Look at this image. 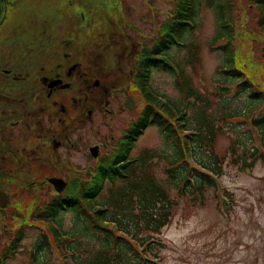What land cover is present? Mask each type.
<instances>
[{"label": "trees", "instance_id": "trees-1", "mask_svg": "<svg viewBox=\"0 0 264 264\" xmlns=\"http://www.w3.org/2000/svg\"><path fill=\"white\" fill-rule=\"evenodd\" d=\"M10 3L0 0V8ZM199 5L200 0H177L173 21L164 25L165 33L152 49L147 48L152 54L146 58L147 71L156 68L172 75L175 68L159 56L163 54L171 60L168 49L174 46L185 49V61L175 60L174 85L182 99L163 100L140 83L145 105L128 129L118 153L109 157L106 167L99 169L87 183L68 186V191L76 196L63 199L62 210L75 216L72 229L66 230L60 220L49 221L34 242L28 262L22 264H51L42 255L52 249L59 253L60 264H160L159 247L163 243L157 234L170 220L178 200L202 202L206 193L213 191L217 208L225 209V202L218 198L217 178L223 172V158L215 151L218 134L231 132L228 136L231 161L244 169L250 170L257 159L264 158V113L249 114L264 104V0H244L243 7L256 31L255 36L246 33V39L252 44L262 43L257 57L254 53H243L237 29L241 19L231 13L232 0H208L218 23L209 46L221 56L215 70L220 76L215 104L193 84L183 68L186 63L193 65L198 60V45L185 38L196 27ZM233 89L234 95H244L246 102L242 109L228 106L230 100L226 96ZM233 122L247 126L240 130L248 138L252 130L261 133L259 153L256 146L247 148L241 135H234L237 127L232 126ZM151 125L157 128L161 145L145 147L138 155L130 156L138 137ZM158 160L165 164V178H159L152 170ZM107 186V197L97 200ZM170 189L176 190L175 198ZM225 195L231 197L229 193ZM8 249L14 252L15 247Z\"/></svg>", "mask_w": 264, "mask_h": 264}, {"label": "flooded vegetation", "instance_id": "flooded-vegetation-1", "mask_svg": "<svg viewBox=\"0 0 264 264\" xmlns=\"http://www.w3.org/2000/svg\"><path fill=\"white\" fill-rule=\"evenodd\" d=\"M51 1L61 14L42 16L20 54L18 42L0 33V249L27 226L62 214L71 195L62 179L87 183L118 153L143 109L128 126L120 122L133 109L128 85L141 99L140 83L151 85L145 40L162 38L177 0L163 14L158 0H139L164 16L151 41L146 23L153 20L127 15L135 0ZM132 38L136 46L125 47ZM78 154L84 164L70 160Z\"/></svg>", "mask_w": 264, "mask_h": 264}, {"label": "rangeland", "instance_id": "rangeland-1", "mask_svg": "<svg viewBox=\"0 0 264 264\" xmlns=\"http://www.w3.org/2000/svg\"><path fill=\"white\" fill-rule=\"evenodd\" d=\"M10 2L6 8H0V17L3 23L0 33L2 32L3 40L8 39L11 42L16 40L18 42L17 47L20 54V51L29 45L30 35L36 22L41 21L42 16L56 17L55 13L59 16L61 11L57 9L58 6L53 5L51 0L42 3L33 0H10ZM133 3L136 6L135 10L131 9L127 13L132 20H144V17L153 20V22L146 23V33L150 35L151 41L152 35L156 34V28L164 16L159 15L155 9L149 11L147 6V9L144 8L145 6L139 0H135ZM129 4H132L131 1ZM156 4L159 9H162L160 12L163 14L164 10L172 7V0H158ZM151 5L154 6L153 3ZM243 7H245L244 0H232L231 13L236 18L240 16L241 19V23L237 24L238 40L242 43L244 54L254 53L257 57L262 43L252 44L251 40L246 39V33H252L255 36L256 31L251 18L243 13ZM124 8L127 12L126 7ZM196 23L192 34L188 35L185 40L198 45V60L196 62L194 60L193 65L186 63L183 68L191 77L193 84L199 90L207 93L215 104V100L219 98L216 92L218 91L217 80L220 78L215 70L220 65L221 56L219 52L211 51L209 46L218 23L213 9L208 6V0H200ZM148 43L145 40V47L150 48L153 41ZM124 44L125 47L128 44V47L131 48L136 46V40L134 38L125 39ZM2 46L6 48L10 45L3 44L2 41ZM168 54L176 62H183L186 59L184 48L173 47L168 51ZM176 73L174 72L172 75L169 72L159 70L150 73L151 87L164 96L166 100L170 99L173 102L182 99L179 90L174 85ZM128 90L133 109L121 117L120 122H124V126L130 124L131 118H137V114L145 105L144 99L137 95L133 85L129 84ZM226 97L230 100L228 102L230 108L239 110L245 105L244 95H234V89ZM119 99L123 98L119 97ZM263 113L264 104L252 109L249 114L259 116ZM189 114L190 109H188V116ZM233 125L237 127L234 129V135H241L240 139L247 148L256 146L258 148L257 153L262 150L260 145L261 133L252 130V136L248 138V134L240 130L242 126L245 128L247 126L242 123L239 125V122L236 124L233 122ZM230 135H232L231 132L226 130L223 134H218L215 140V151L223 158V172L217 179L218 190L223 188L224 193L231 195L225 201V209L217 208L213 191H208L202 202L189 199L178 200L172 210L170 220L157 234L163 243V246L159 247L160 264H264V158L257 159L250 170L244 169L240 164L233 163L228 149V136ZM160 145L159 132L155 126L151 125L136 141L131 154L136 156L145 147H158ZM78 156L79 154L77 156L72 155L70 160L84 164ZM164 167L163 161L158 160L156 163L154 162L152 170L159 178H165ZM84 176L86 177V175ZM107 195L108 186L104 189L103 196L97 200H104ZM170 195L175 198L176 190L170 189ZM60 218L63 227L70 231L75 216L70 211H65L62 212ZM40 232L41 230L35 226H27L19 251L13 254L12 258L7 259L5 264L28 262L30 250L33 249V244ZM1 249L0 251H2ZM55 251L52 249L42 256L51 264H60V255Z\"/></svg>", "mask_w": 264, "mask_h": 264}, {"label": "water", "instance_id": "water-1", "mask_svg": "<svg viewBox=\"0 0 264 264\" xmlns=\"http://www.w3.org/2000/svg\"><path fill=\"white\" fill-rule=\"evenodd\" d=\"M65 186H66V182L62 180V190L64 189Z\"/></svg>", "mask_w": 264, "mask_h": 264}]
</instances>
